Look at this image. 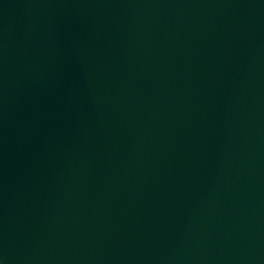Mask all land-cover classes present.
<instances>
[{"label": "water", "instance_id": "1", "mask_svg": "<svg viewBox=\"0 0 264 264\" xmlns=\"http://www.w3.org/2000/svg\"><path fill=\"white\" fill-rule=\"evenodd\" d=\"M0 264H264V0H0Z\"/></svg>", "mask_w": 264, "mask_h": 264}]
</instances>
